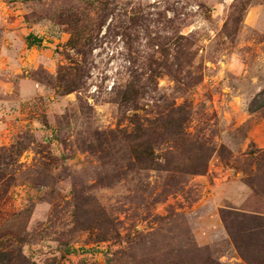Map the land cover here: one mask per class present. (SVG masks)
I'll return each mask as SVG.
<instances>
[{
    "label": "rangeland",
    "instance_id": "obj_1",
    "mask_svg": "<svg viewBox=\"0 0 264 264\" xmlns=\"http://www.w3.org/2000/svg\"><path fill=\"white\" fill-rule=\"evenodd\" d=\"M255 216L264 0H0V264H264Z\"/></svg>",
    "mask_w": 264,
    "mask_h": 264
},
{
    "label": "trees",
    "instance_id": "obj_2",
    "mask_svg": "<svg viewBox=\"0 0 264 264\" xmlns=\"http://www.w3.org/2000/svg\"><path fill=\"white\" fill-rule=\"evenodd\" d=\"M135 157L139 160L142 168L148 169L153 167L152 165L153 156L151 151L148 150L146 153L137 152L135 153ZM206 159L207 158L205 157L204 161H202L203 164H205ZM200 171H202L201 167L194 170L192 173H197ZM246 231H248L247 234L248 239L245 241L242 239V236L238 232L235 233V235L233 234V238L237 241V246L239 247L241 246L245 248H248L249 246H254L256 248L258 247L259 248L257 249L258 254L264 255V218L257 216L253 217L252 224L248 228H246ZM13 252L14 250L5 251L2 248V246H0V262L3 256H8V255L11 256ZM8 260L9 262L12 261V259H8Z\"/></svg>",
    "mask_w": 264,
    "mask_h": 264
}]
</instances>
